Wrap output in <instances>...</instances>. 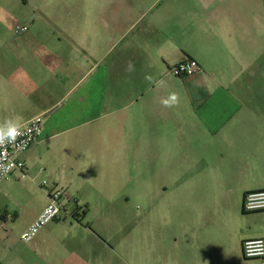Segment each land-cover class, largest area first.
<instances>
[{"label": "crops", "instance_id": "obj_1", "mask_svg": "<svg viewBox=\"0 0 264 264\" xmlns=\"http://www.w3.org/2000/svg\"><path fill=\"white\" fill-rule=\"evenodd\" d=\"M252 2L0 0V125L45 121L21 156L28 177L15 171L0 184V264H113L106 228L115 221L89 219L98 174L85 166L122 158L151 177L159 156L170 217L164 259L149 233L147 264H261L242 254V241L264 238V212L243 210L248 192L264 190V105L244 76L257 58ZM13 8L28 28L15 37ZM184 58L202 71L171 75ZM43 178L77 204L24 252L9 227L25 216L23 232L48 205L41 190L40 206L27 207L29 186Z\"/></svg>", "mask_w": 264, "mask_h": 264}, {"label": "rangeland", "instance_id": "obj_2", "mask_svg": "<svg viewBox=\"0 0 264 264\" xmlns=\"http://www.w3.org/2000/svg\"><path fill=\"white\" fill-rule=\"evenodd\" d=\"M252 6L254 14L252 19L254 27L253 52L257 58L254 60L255 65L247 68L244 76L245 81L247 80L248 85L253 89V93L256 92L261 96L257 98L258 104L264 105V61L262 63L259 61L264 59L262 56L264 53V0H253ZM13 11L15 12L13 17L15 27L21 16L17 13V9L13 8ZM14 27L13 36L15 37ZM260 50L262 53L258 54ZM228 68L231 70L229 72L231 75L232 69ZM235 74H239V70L238 73L235 71ZM254 99L256 100V97ZM127 132L129 133V131L122 133L124 137ZM159 148L164 150V147L157 146V149ZM159 157L161 161L158 162L157 170L151 174V177L147 176L146 167L139 175L133 167V162H127L122 158L116 163L110 161L103 163L92 159L85 166L88 173L93 168V171L98 174L97 177L89 178L97 186L96 190L88 192L89 201L93 204L89 209V219L94 222L97 217H102L103 220L115 221L114 223L110 222L106 228L107 233L113 236L115 246L113 244L111 246L115 247L118 255L113 259V264H147L146 257H144V252L147 251L144 248V242L148 240L149 233L153 237L151 250L154 258L162 259V261L164 259L163 240L166 220L170 217L168 205L170 198L166 196L165 188L168 187L169 178L163 170L164 159L163 156ZM111 173H114L115 176L110 177ZM44 179H36L35 183L33 182L28 188L27 207L30 210L40 206L42 202L43 193L41 190H44L40 183H43ZM45 182L49 184V181ZM26 220L25 216L17 217L9 227L12 239L14 237L21 245H24V252L27 251L26 247L31 244H26L20 239ZM18 246L20 245L18 244ZM32 262L31 264H37L35 259Z\"/></svg>", "mask_w": 264, "mask_h": 264}, {"label": "built area", "instance_id": "obj_3", "mask_svg": "<svg viewBox=\"0 0 264 264\" xmlns=\"http://www.w3.org/2000/svg\"><path fill=\"white\" fill-rule=\"evenodd\" d=\"M27 26L16 25L14 32L26 33ZM202 71L199 63L191 58H184L170 67L169 72L174 77H190ZM44 115H37L20 125L21 134L14 141H6L0 145V184L8 179L13 172H20L23 178H27V169L21 156L39 139L44 130ZM49 198L48 205L41 214L24 230L20 239L31 243L40 231L50 222L60 220L63 212L67 211V204H77L76 199L66 189L51 187L44 181L41 184ZM243 210L246 213L264 212V190L248 192L244 197ZM68 212V211H67ZM83 214V209L77 206L75 217ZM5 228V225H2ZM242 254L244 259L259 260L264 264V238L246 239L242 241Z\"/></svg>", "mask_w": 264, "mask_h": 264}, {"label": "clouds", "instance_id": "obj_4", "mask_svg": "<svg viewBox=\"0 0 264 264\" xmlns=\"http://www.w3.org/2000/svg\"><path fill=\"white\" fill-rule=\"evenodd\" d=\"M173 101L176 100V96L171 97ZM167 103V101H165ZM20 125L17 122L8 121L3 125H0V145L5 144L6 141H14L15 138L21 134Z\"/></svg>", "mask_w": 264, "mask_h": 264}]
</instances>
